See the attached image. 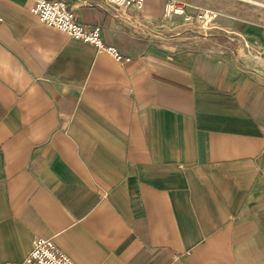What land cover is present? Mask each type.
<instances>
[{
	"label": "crops",
	"instance_id": "obj_1",
	"mask_svg": "<svg viewBox=\"0 0 264 264\" xmlns=\"http://www.w3.org/2000/svg\"><path fill=\"white\" fill-rule=\"evenodd\" d=\"M65 1L131 61L0 0V264H264V0Z\"/></svg>",
	"mask_w": 264,
	"mask_h": 264
},
{
	"label": "built area",
	"instance_id": "obj_2",
	"mask_svg": "<svg viewBox=\"0 0 264 264\" xmlns=\"http://www.w3.org/2000/svg\"><path fill=\"white\" fill-rule=\"evenodd\" d=\"M34 2L32 13L40 24L56 28L73 39L95 46L100 52L108 53L120 64L128 63L130 58L121 55L116 48L106 46L102 37V28L88 29L77 22L74 9L65 0H30ZM106 6L112 7L119 13L128 9L142 12L146 0H101ZM188 5L180 1H170L165 8L166 18H181L185 24L196 23L202 34L214 28L216 13L209 9H199L195 15L188 12ZM201 34V35H202ZM4 264H76L67 254L61 251L53 240L36 238L30 255L20 263Z\"/></svg>",
	"mask_w": 264,
	"mask_h": 264
}]
</instances>
